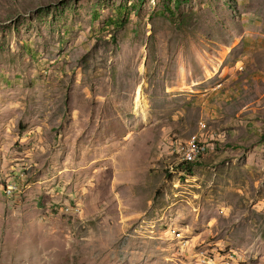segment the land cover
Listing matches in <instances>:
<instances>
[{
	"label": "rangeland",
	"instance_id": "rangeland-1",
	"mask_svg": "<svg viewBox=\"0 0 264 264\" xmlns=\"http://www.w3.org/2000/svg\"><path fill=\"white\" fill-rule=\"evenodd\" d=\"M0 264H264V0H0Z\"/></svg>",
	"mask_w": 264,
	"mask_h": 264
},
{
	"label": "bare ground",
	"instance_id": "bare-ground-1",
	"mask_svg": "<svg viewBox=\"0 0 264 264\" xmlns=\"http://www.w3.org/2000/svg\"><path fill=\"white\" fill-rule=\"evenodd\" d=\"M142 89L139 90V93L137 94L136 96V106L138 108H140L141 106L143 107V103H142V99H143V96H142Z\"/></svg>",
	"mask_w": 264,
	"mask_h": 264
},
{
	"label": "built area",
	"instance_id": "built-area-1",
	"mask_svg": "<svg viewBox=\"0 0 264 264\" xmlns=\"http://www.w3.org/2000/svg\"><path fill=\"white\" fill-rule=\"evenodd\" d=\"M193 153L195 152L194 150L192 151ZM8 187H11L10 185Z\"/></svg>",
	"mask_w": 264,
	"mask_h": 264
},
{
	"label": "trees",
	"instance_id": "trees-1",
	"mask_svg": "<svg viewBox=\"0 0 264 264\" xmlns=\"http://www.w3.org/2000/svg\"><path fill=\"white\" fill-rule=\"evenodd\" d=\"M190 164H193L192 162H189Z\"/></svg>",
	"mask_w": 264,
	"mask_h": 264
}]
</instances>
